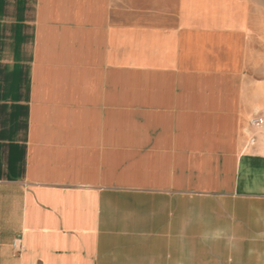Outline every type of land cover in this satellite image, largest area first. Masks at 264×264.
Masks as SVG:
<instances>
[{"label": "crops", "instance_id": "0c3cea01", "mask_svg": "<svg viewBox=\"0 0 264 264\" xmlns=\"http://www.w3.org/2000/svg\"><path fill=\"white\" fill-rule=\"evenodd\" d=\"M256 116L254 0H0V264H264Z\"/></svg>", "mask_w": 264, "mask_h": 264}, {"label": "built area", "instance_id": "2783aa9c", "mask_svg": "<svg viewBox=\"0 0 264 264\" xmlns=\"http://www.w3.org/2000/svg\"><path fill=\"white\" fill-rule=\"evenodd\" d=\"M249 123L251 126H263L264 125V118H262L260 116L253 117L250 119ZM248 142L251 145L255 144V138L251 137ZM12 245L18 253L22 252L23 246L21 244L20 238L14 239Z\"/></svg>", "mask_w": 264, "mask_h": 264}, {"label": "rangeland", "instance_id": "374dc122", "mask_svg": "<svg viewBox=\"0 0 264 264\" xmlns=\"http://www.w3.org/2000/svg\"><path fill=\"white\" fill-rule=\"evenodd\" d=\"M254 1L258 7L259 13L264 14V0H254Z\"/></svg>", "mask_w": 264, "mask_h": 264}]
</instances>
